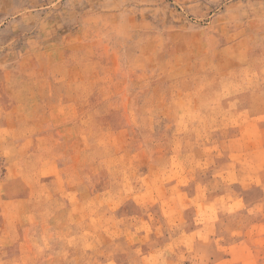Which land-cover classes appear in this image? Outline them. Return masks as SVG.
<instances>
[{
	"label": "rangeland",
	"instance_id": "rangeland-1",
	"mask_svg": "<svg viewBox=\"0 0 264 264\" xmlns=\"http://www.w3.org/2000/svg\"><path fill=\"white\" fill-rule=\"evenodd\" d=\"M0 264H264V0H0Z\"/></svg>",
	"mask_w": 264,
	"mask_h": 264
}]
</instances>
